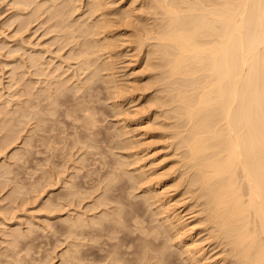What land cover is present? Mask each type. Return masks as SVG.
I'll return each mask as SVG.
<instances>
[{"label": "bare ground", "instance_id": "obj_1", "mask_svg": "<svg viewBox=\"0 0 264 264\" xmlns=\"http://www.w3.org/2000/svg\"><path fill=\"white\" fill-rule=\"evenodd\" d=\"M3 1H5L6 4L10 5L13 8V12L4 17L2 21L4 25L14 24L13 22H16V25L22 24L23 27L25 28L26 25L24 26L23 23L25 22L28 23L29 21V24H30L31 21H35V20L37 21V19L39 20L38 22L40 23H45V22L49 23V25L48 26L46 25V26L50 28L53 27V29H50V30L55 33L54 36H57L61 40L60 42L65 41L67 43H71L69 51H68V58H71L74 61V62L71 61L72 66L76 65L75 68H77L80 73L88 72L90 70L93 72L97 70H101V71L105 70L103 72H100V73L98 72V73L99 74L102 73L103 75L104 73H106V78H104L105 79L104 82L107 85L108 91L110 90L109 93H111L113 97L115 98L117 97V99L120 101L119 103H124V100H127L129 98L127 94L129 92H127V90H124V87H123L124 83L121 84L122 81H120L121 82L120 83L117 78L119 76L115 75L116 73L115 67H117L116 62L120 58L119 56H122L121 55L122 50L120 49V46L125 45V42H127L126 46L132 47V44H133L134 45L133 47L138 48L139 54L141 55L140 58L146 64L147 69L150 70L149 75L151 71L155 72V73H151L152 76L151 75L149 76L148 79L150 80V82L147 80L148 82L145 83L146 87L144 86L143 88L141 89L139 88V89L145 92L150 87L151 89H154L152 88V86L153 87L155 86V89L153 92L151 91L149 94L147 93V96L149 97V99H148V102L147 100L146 102L151 107L152 105H154L157 108L156 109L157 112L155 111V107H154L155 114L153 112L155 119L156 117L161 116L160 118L159 117L158 118L160 120L161 119L164 120V121H161L162 125L158 123V125H160L159 129L161 128V126L163 127L160 129L163 131V132L161 131V133L162 134L164 133V135L166 136V137L164 136L165 138L167 139L169 138L168 139L169 142L166 141L167 143H169L168 144L169 146L168 145L167 146L169 149L172 148L171 149L172 152H169V154L172 153L171 155L173 157H176L175 164L178 162L177 167L175 166L174 170H172L173 174L175 173L174 174L175 176L172 177L169 175L172 178L166 179L167 172H164L166 173L164 174L162 172H159L156 168L157 160H155L156 157L154 158L155 154H153V151L152 150L144 151L146 148H144L143 145H148V144H143L145 142L141 143L142 140L138 138L140 143L143 145L138 144L137 146L138 147L142 146L143 148L136 147V144L139 141L137 142L136 138H135L136 140L132 139L131 133L133 134V131L127 128V125H126V128L130 130V131L127 130L126 132L127 133L131 131L132 132L130 134H126L128 136L131 135L130 136L131 138L127 136V138L125 139V135L123 134L124 135L123 140H126V141L124 142V146H122V149L123 151L125 150L126 152L127 148L128 150L129 148H134L132 149L133 151L130 149L129 151L130 152L132 151V152L126 153L125 157L130 156V159H132V164L130 167H133L134 165H136L132 169L136 171L135 173L134 172L130 173L126 171V174L129 173L130 182L132 181V184H136L134 185V187H136L137 185L139 187H142V190H141L142 193L139 192L140 194H142L143 196L142 198H144V201L146 200L148 202L150 208L154 205L153 212L160 216V220H161L160 226H162L164 228V231L166 232H164L163 228L161 229L160 226L158 227L162 230V232L158 231L160 229H157L155 231L161 232V237L163 238V241L164 239H167L168 237L170 239H173L176 243L174 244L177 246L172 244L174 245L172 247H176V248L179 247V250L181 249L183 251V252L182 251H179V252L182 254L183 253L186 254L185 255L186 258L183 257V259H186L185 262H183L184 260H181L183 262V263L181 262L182 264H218L221 260L223 261L226 260V262L228 263L230 262V264H264V0H0V2H3ZM23 27L22 29H24ZM16 28H18V25ZM50 30L48 32H50ZM16 31L18 30L16 29ZM128 35H132V36L134 35L135 38H132V39L130 38L132 40L130 41ZM125 36L126 37L128 36V38H126ZM82 39H85V40H82ZM131 42H132L131 46L130 44L128 45V43H131ZM47 49L45 48V50ZM33 51H36V50H33ZM43 51L42 49L41 51L39 50V52H43ZM49 51L48 53H50ZM26 54L28 56V60H29L28 62H31V65L30 64L29 65L34 66L35 67L34 69L35 70L37 69L38 72L39 70H44L45 68H48L45 66L44 68L43 65L41 66L42 63L40 62V60L44 59L43 58L44 54L42 55V57L38 54V52L36 54L35 53L28 54V51H27ZM61 55L60 57L64 58V56H61ZM50 59L54 60V58H51V57ZM26 63L25 65H27ZM46 63H48L47 59H46ZM71 63H70V66H71ZM22 65H23V62H22ZM52 67L55 68L57 67V65L52 66ZM59 68L62 71V68L61 67ZM59 68L57 70H59ZM71 69H74V68H71ZM53 71L54 70H52V72ZM34 72L36 73L37 71H34ZM79 72L77 74L80 75ZM40 73H44V72H40ZM90 73L92 72H89V74ZM153 74H155L156 78L154 79L152 78V81H151L150 78L154 77ZM31 75H33V73ZM91 75L92 74H90L89 76L90 79L88 80H91V77L94 76V75L92 76ZM39 76L43 77L40 74ZM44 78L41 79L42 82ZM59 80L61 81V79ZM86 82H88V85H91L89 81L86 80ZM124 82L126 83V85L128 84L127 81H124ZM57 83L58 82H56V80H54L53 82L50 80L48 84L46 83L47 84L46 87L50 89L52 84L58 85ZM30 84L32 85V83ZM17 85L18 84L16 83V86ZM61 85L62 84H60V86ZM92 85H91V88H93ZM13 86H14V83H13ZM34 86H35V83H34ZM74 86L72 87L73 88L77 87V86L75 87ZM79 87L81 86H78V89H80ZM18 88L20 87L18 86ZM38 88L40 91V87ZM55 88H58V87L55 86ZM135 89L137 91H140L138 90L137 87H135L133 93H135L136 91ZM93 90L95 89L93 88ZM15 91L17 92L18 90L15 89ZM67 91L69 92V88H67ZM141 91L139 93H143ZM24 92H26L28 96L27 98L24 99V101H22L24 104L20 105L19 108L15 109V110H18V113L16 112V114H18L17 118L26 117V116L31 117V118H36V122H37L36 127H38L37 126L38 121L40 123L42 120H45V124H47L46 121L48 122V120H46L47 117L45 115L54 114L57 108L56 95L52 96L53 94H49V93L47 94L43 91L44 92L42 95L43 97L34 100L35 98H37L36 96H38V94L36 95L38 91L34 93V92H31L25 89ZM56 92H59V91H56ZM41 93L42 92L40 91V94ZM63 94H66V93H63ZM76 95L77 94H75V96ZM137 96L138 95L136 94V98ZM86 98H87V94H86ZM109 98H112V97H109ZM131 98L130 100L133 101L135 97L133 99ZM8 99L9 98H7V100ZM68 100L66 102L67 104L70 103ZM73 101H75V99ZM80 101L81 100L77 102L80 103L81 105L82 102L87 101V100H84V101L82 100V102ZM16 103H18L17 100L15 101V104ZM60 104H62V102H60ZM115 104H117L116 101L114 105ZM73 105H76V104H73ZM114 105H113V108H114ZM61 106H64V105H61ZM121 106L119 105V108ZM86 107H87V104L85 108L83 109H87ZM14 108L16 107L14 106ZM80 108H82V106ZM75 109L76 108L71 109L70 107V110L72 111H74ZM59 111L57 112L60 113ZM85 111L84 113H87ZM119 111L120 113H118ZM121 111H122V108L121 110L118 109L117 114L122 115ZM80 112H79L80 115L78 114L79 117L81 116ZM0 113L2 114V112ZM58 113L55 114L56 118H60L61 114L64 116L62 112L61 114H59V117H58ZM4 114L6 115V113ZM67 114H68V117H70L69 116L70 114L68 112ZM91 118L93 119V117ZM13 120H11V122ZM29 120L32 121V119H29ZM53 120H57V119L54 118ZM58 120L61 121L62 118ZM160 120L157 122H160ZM11 122L9 123V125L11 124ZM34 122L35 121H33V123ZM50 122L52 121L50 120ZM82 123L80 125L78 124L77 126L84 127ZM86 123L87 121L84 124ZM92 124L94 123H90V125ZM42 125L40 123L41 127ZM2 126L4 125H1V127ZM47 126H49V124ZM47 126L45 125L44 127L47 128ZM50 126L53 128V125H50ZM88 127H90L89 124H88ZM123 127L124 128H122V130H125L126 128L124 125ZM52 128H51L50 134L53 132ZM93 129L95 130V127H93ZM47 130L49 131V129ZM47 130L45 129V131ZM82 130L83 129H81L80 133L78 131H76L75 133L76 134L79 133L80 135L83 136V139H84L87 134L85 133V137H84L83 135L84 133L82 134ZM85 131L86 129L84 130V132ZM158 132L160 134V131ZM38 133L39 132L37 131L36 136ZM57 133L58 132L54 134H57ZM94 133L95 131L92 134ZM41 134L42 133H40V135ZM159 134L156 133L155 136ZM61 135H63V133ZM45 136L49 137L46 134ZM45 136L41 138V140L44 139ZM87 136L90 138L89 135ZM37 137L36 138L32 137V139H30V143L33 141V139H36V140L39 139ZM50 137L47 138L46 140L47 142L49 141L48 139H50ZM77 137L79 138V136ZM51 139L49 142H51ZM99 139H97V142L96 141L95 142L98 143ZM103 139L105 138H102V140ZM87 141H88L87 139L85 140V142L83 140L84 143H86ZM92 142H94L93 139H92ZM95 142L93 143L94 145H95ZM35 143L32 145L35 146ZM44 143L46 142L44 141ZM89 143H90V139H89ZM89 143L87 142L88 145ZM51 144L52 143H50L49 145ZM32 145L31 147H33ZM36 145H39L38 142L36 143ZM49 145H46L44 150L48 151L53 144L50 147ZM106 145L109 146V144H106ZM112 145H111V148H112ZM47 146H48V149H46ZM31 147H30V150H32ZM119 147H121V145H119L118 148ZM123 147L126 149H124ZM108 148L110 150V147ZM119 149L122 152V149L121 148ZM30 150L29 152H31ZM35 153L37 152L35 151ZM17 154H20V153H17ZM55 155H56V152H55ZM119 156H122V155L119 154ZM112 159L114 161L113 167L116 166L115 164L116 161H117L116 163H118L119 160L121 161V159L117 160L115 158L116 161L114 160V158ZM130 159L129 157L127 158V160H130ZM120 161L118 164H120ZM122 162L124 161L122 160ZM133 163L135 164L133 165ZM122 166L124 167V163ZM127 168L129 169V167ZM128 169L123 168V171L125 172V170H128ZM120 170L121 169L117 171H120ZM130 171H131V168H130ZM172 171L168 173L170 174ZM164 175H166V177ZM120 176L121 175L119 172L113 171V174L110 177H108V179L112 181L117 178L119 179ZM99 178L96 179L98 181H95V182H98V183H95L96 185L101 184L99 183L100 182ZM123 183H126V182H123ZM120 184L123 187V184L122 183ZM175 184L177 185L173 186ZM68 185L71 186V183H68L67 186ZM76 186L73 187V191L76 190ZM130 186L132 188V185ZM171 186L176 187V190L179 192V193H175L176 195L181 196V194L184 195L185 193H187L190 196L189 198H191L192 201H194L195 203H197V205L200 206L198 207L199 208L198 212L196 211V213L198 214L193 213L192 210L189 211L190 214L188 213V211H186L188 214L184 212L183 214L181 211L184 209L180 211L179 205L177 206L178 200L174 198L176 195L171 194L170 192L168 193V189L170 190L171 188L169 187ZM177 186L182 187L181 189L182 191L179 188H177ZM120 187L118 185V188L117 187L114 188L116 189V191L119 189L117 193L115 194L119 195L121 193L120 192L118 194V192L122 190V189L120 190ZM126 187H123V189L124 188L127 189ZM96 188H98V185L97 187H95V189ZM68 189H72V188H68ZM108 189H109V186L106 185L104 187L103 193H101V191L103 190H100V193L102 195L100 196V199H98L99 200L98 202H100V205L98 204L99 206H101L102 202L105 203L107 200L108 201L114 200V196L106 194V190ZM75 192L74 194L76 195L77 192L76 193ZM130 192L133 197L134 193L132 194V190ZM67 193H68L67 194L68 196L69 192ZM80 193H81V190H80ZM121 195L120 197H126L128 199L127 196H123V193ZM185 196L187 197V195ZM116 197L119 198V196H116ZM95 199L97 200V197H95ZM120 201H122V199H120ZM120 201L118 203L121 204ZM124 202H125L124 204H126V207H128L127 201H124ZM147 202H145L146 206H147ZM190 202L189 204L188 203L187 204L190 205ZM128 203L130 204L132 202H128ZM137 203L139 202H136V204L134 205L137 206L138 205ZM134 205L130 207H133ZM188 205L186 207H189ZM102 206H105V205H102ZM123 207L125 210V205ZM138 207H135V208L133 207V208H130L128 210L126 209V210L129 212V210L132 209L136 214H139V212L137 213L138 210L140 211ZM186 207H185V210L190 209ZM134 209H136V211ZM103 210L104 209H102V212ZM102 212L101 214H99V217H101L104 214V213L102 214ZM109 214H111V211L110 213L105 214L107 215L106 216L107 218ZM113 214L111 216H113ZM185 214H187V216H185ZM131 215L132 214H130L129 218H131ZM77 216L78 215H76L75 218L72 217V218L66 219L67 224H68L67 231H69L70 233L74 231L76 228H79L78 226H80L82 221H86V220H82L80 217H77ZM152 216L154 219V220L152 219V222L156 221L155 219L156 216L155 215H152ZM99 217L97 219L103 220L101 219L102 217L101 218ZM132 217H134V215ZM94 219H95L96 224L97 222L99 225L101 224L100 227L103 225V221L104 222L106 221V220H103L100 223L99 221H97L96 217ZM109 219H112V217L108 218V220ZM115 219L116 218H114L112 221H114ZM117 219H119V217H117ZM116 221L117 220L114 221V224H116V227H117L118 223H115ZM63 222L65 221L63 220ZM93 222L94 221H92V223ZM136 223L138 222L136 221ZM156 223L155 225H159L158 223L157 224ZM194 224L195 225L197 224V225L195 226ZM82 225L83 224H81V227ZM84 225H85V222H84ZM136 227L138 226L136 225ZM141 227L139 226V229L137 228L136 229L140 230L142 229ZM144 227L146 226L144 225ZM158 227L156 226V228ZM111 228L113 229V225H111ZM105 229H106V226H105ZM105 229L103 228L104 231H106ZM146 229L147 228L142 229V231ZM78 230L76 231L80 233L83 231L81 228ZM116 231H118L117 228H116ZM203 231H205L204 234L206 235V236L204 235V237L212 238V240L210 241H212V244L213 243L215 244L214 246L211 244L213 246L211 248V245L209 243L210 248L208 249L212 251L213 248L221 245V247H219L220 248L219 251H221L222 255L220 257L218 256V260L215 259L217 256H215V258L212 259V256L214 257V255L208 254L210 250H207L206 248H204L203 246L204 244L203 245L201 244L200 240H202V238L195 237L196 234L199 235L198 233H201ZM147 232L148 231H146V233ZM152 232L150 233L151 235H152ZM66 233L68 234V232ZM80 233L78 235H80ZM163 233L168 234V236L166 235L167 238H164L165 235ZM72 234H74V232H72ZM104 234L106 235V233ZM141 234L145 236L143 232ZM11 235H13V232ZM162 235H164V237ZM158 237L160 236L158 235ZM144 238H145V241L149 240L146 237ZM144 238L140 237V240L141 239L144 240ZM169 238L167 239V241L168 240L170 241ZM75 240L77 239H74L73 244H75V242L77 243V241ZM142 240H141V243H144L145 241L143 242ZM163 241H161V244ZM203 241L204 239L202 240V242ZM9 242L11 241L9 240ZM152 243L153 242L149 244L148 242L150 246L149 249L151 248V246L158 245V243L153 244V245ZM145 244L146 242L144 243L143 246H145ZM168 244L169 243L166 244L167 247H168ZM77 245L76 247H78ZM162 245L158 250H161L163 248ZM71 246H74L75 251H73L74 249ZM71 246H70V250L73 252L72 254H70L71 252L70 251L69 254L68 252H62L61 255L64 258L63 253H67L66 255L68 256L66 255L65 256L67 257L68 260H71V263H72L73 262L72 260L75 261V259L79 260L82 258H80L81 254L80 256L78 255L79 252L81 253V250L79 252H76V250L78 249L75 247V245H71ZM159 246H157V248ZM111 248L113 247L111 246ZM152 248L155 249V247H152ZM114 251H117V250L115 249ZM219 251L216 252V255L217 253H220ZM169 252H167L168 255H169ZM109 253L111 252L109 251ZM121 253L123 252H120L118 256L120 255L122 256L124 254V253L123 254ZM167 253L165 254L164 251L163 252L160 251V253L157 252V254L160 255V256H157L159 260L158 259H157L158 261L154 260V261H157L156 263L155 262L154 263L155 264H175L176 261L174 263L172 262L174 260L169 261L171 260L170 259L171 254L170 256H168ZM83 254L82 256H84ZM152 254H156V252ZM112 255H115V254H112ZM108 256L110 257L109 254ZM108 256H105V258ZM85 257H87V255ZM135 257L133 258V260H135ZM149 257H150V254H149ZM168 257H170L169 260H168ZM101 258H104V257H101ZM118 258L121 259L122 257H118ZM106 259L108 260V258ZM137 259H138V256H137ZM137 259L135 260L136 262L138 263L143 262V259H142V262H141V259H138V260ZM121 260H118V261H121ZM128 260H131V259L128 258ZM133 260H131L132 262L128 261V264H131V263L134 264ZM95 262L97 261H94L93 263ZM107 263L110 264V262H107ZM119 264H121V262Z\"/></svg>", "mask_w": 264, "mask_h": 264}, {"label": "rangeland", "instance_id": "obj_2", "mask_svg": "<svg viewBox=\"0 0 264 264\" xmlns=\"http://www.w3.org/2000/svg\"><path fill=\"white\" fill-rule=\"evenodd\" d=\"M3 2H0V32H1L0 33V112H2V114L0 113V116H1L0 123L2 122L0 124V264H74V263L75 264H88V263L89 264H106L107 262H110V264H112V263L113 264H119L120 262H121V264H128V261L133 260V258L135 256H136L135 260L137 259V256H138V259H141V262L143 259V262L138 263L135 260H133L134 264H147V263L148 264H152V263L155 264L159 260L157 258V256H160L159 254H157V252L160 253V251L161 252L164 251V253L166 254L167 252H169V250H170L169 255L167 253L168 256H170V254H171V256H170L171 258L168 257V260H169V258L171 259L169 261L174 260L172 262L174 263L176 261L178 264H182L183 262H185L186 259H183V257H185L186 254L180 253L179 251H182V250L181 249L179 250V247L178 248L172 247L176 243L173 239H170L169 237L168 238L170 239V241L169 240L167 241V239H168L167 233H165V234L163 233L165 235V237H164V235H162V236L164 238H167V239H164V241H163V238L161 237V232H162L161 229L163 227L160 226V221H161L160 216L153 212V210H154L153 206L154 205L153 206L151 205L152 206L151 208L149 207L148 202L146 200L144 201V198H142L143 197L142 194H140V193H142L141 192L142 187H139L138 185L136 187H134V185H136V184H132V181L130 182V179H129V173L126 174V171L130 172V173L136 172L135 170H132L136 166V165H134L135 163H133V165H134L133 167H130L132 164V159H130V156L125 157V154L131 153L133 151L132 149H134V148H129V150L130 149L132 150L131 152L128 150V148L126 149L123 147L124 149H126L129 152H127V151L125 152V150L123 151V149H122V146H124V142L126 141V140H123L124 135H125V139H126L128 136L126 134H130L133 131V134L131 133L132 136L130 135L133 140L137 139V142H138L140 139V140H142L141 143L145 142L143 144H148V145H143L139 141L136 144V147H138L137 146L138 144L143 145L144 148H146L144 151L152 150L153 154H155L154 158L156 157L155 160H157L156 161L157 170L159 172H162V173L167 172V174L164 173L167 175V177H166V175H164L166 177V179H169V178H172L175 176L174 175L175 173L173 174L172 170H174L175 166L177 167L178 162L175 164V162H176L175 158L176 157H173L171 155L172 153L169 154V152H172L171 151L172 148L170 147L171 149H169L168 148L169 143L166 142V141L169 142V140H168L169 138L168 139L165 138L166 136L164 135V133L162 134L161 133L162 130H160L163 127L161 126V128L159 129L160 125H158V123L161 124V121H164V120L159 119L161 116H158L159 118L156 117V119H155L153 112L155 114V111L157 112V110H156L157 108L154 105H152V107H153L152 108L147 103L148 99H149V97L147 96V93L149 94L151 91L153 92L155 89V86L154 87L152 86V88H154V89H151V87H150V88H148V90L146 89L147 91H145V92L140 90L144 86L146 87L145 83H147L148 81L150 82V80L148 79L149 76L151 75V73H155V72L151 71V73L149 75L150 70L147 69L146 64L140 58L141 55L139 54L138 48L133 47L134 45L132 44V42L128 43V45L130 44V46L132 44V47L126 46L127 42H125V45L120 46V49L122 50L121 51L122 56H119L120 57V58L118 57L119 59L117 58L118 61L116 62L117 67H115L116 68L115 75L119 76L117 78H118L119 82L122 81V83L120 82L121 84L124 83L123 84L124 90H127V92H129L131 94L127 93L129 98L127 100H124V103H119L120 101L117 99V97L115 98V97H113V95L111 93H109L110 90L108 91L107 85L104 82V80H105L104 78H106V73H104V75L102 73L99 74L100 72H103L105 70H103V71L97 70L94 72L91 70L90 71L87 70L88 72H82L83 74L80 73L79 70L77 68H75L76 65L72 66L71 61L72 62H74V61L71 58H68V51H69L71 43H67L65 41H63L64 43L60 42L61 40L57 36H54L55 33L50 30V29H53V27H51V28L47 27L49 25V23H47V22L40 23V22H38L39 20L37 19V21L35 20L36 22L31 21L30 24H29V21H28V23L27 22L23 23L24 26L26 25L25 28L23 27L22 24H20V25L17 24L18 28H16L17 27L16 22H13L14 24L4 25L2 23L4 17L7 16L8 14H11L13 12V8L10 5L6 4L5 1H3ZM5 4H6V6H5ZM39 19H41V18H39ZM22 27L24 29H22ZM16 29L19 32L16 31ZM49 30H50V32H48ZM52 32H53V34H52ZM128 36H129V39L135 38L134 35H133L134 37L132 35H128ZM128 36L127 37L125 36V37L128 38ZM131 39H130V41H132ZM82 40H85V39H82ZM45 48L46 49L48 48V49L45 50ZM41 49H42V51L44 49V51L39 52V50L41 51ZM33 50H36V51H33ZM27 51H28V54H31V53L36 54L38 52V54L41 57L44 54L43 55L44 59L41 58L43 60H40V62L42 63L41 66L43 65V67L45 66L48 68L44 67L46 70L45 69L39 70V72H38L37 69L36 70L34 69L35 68L34 66H30L31 62H28L29 60H28V56L26 54ZM29 51H30V53H29ZM48 51L50 53H48ZM48 55H49V57H48ZM60 55L64 56V58L60 57ZM50 57L54 58V60L50 59ZM65 58L66 59L68 58V59L66 60ZM46 59H47L48 63H46ZM20 61H21V63H20ZM26 61H27V63H26ZM22 62H23V65H22ZM50 62H51V64H50ZM25 63L27 65H25ZM70 63H71V66H70ZM49 64H50V66H49ZM67 64H68V66H67ZM56 65H57V67H55L56 68V70H55V68L52 66H56ZM31 67H33V68H31ZM59 67L62 68V71L60 70ZM58 68H59V70H57ZM71 68H74V69H71ZM52 70H54L55 72L53 71L54 72L53 73ZM63 70H65V71H63ZM74 70H76V71H74ZM34 71H37V72L35 73ZM40 72H44V73H40ZM58 72H60V73L63 72V73L60 74ZM78 72L80 73V75L77 74ZM89 72H92L90 74L94 75V76L91 75L92 76L91 80H88V79H90ZM95 72H97V73H95ZM32 73H33V75H31ZM39 74L42 75L43 77L39 76ZM55 74L56 75L58 74L57 77ZM50 75H52V76H50ZM58 76H59V78H58ZM100 76H101V78H100ZM103 76H105V77H103ZM153 76L154 77L150 78L151 81H152V78L153 79L156 78L155 74H153ZM13 77H14V79H13ZM46 77H47V79H46ZM42 78H44L43 82L41 80ZM53 79L56 80V82H58L57 83L58 85L52 84L51 88L49 89L46 86L50 80L53 82L54 81ZM59 79H61V81ZM28 80H30V81H28ZM86 80L89 81V83L91 85L93 83L92 87L95 90H93V88H91V85H88V82H86ZM123 80L127 81V83L130 86L128 84L126 85V83ZM29 82L32 83V85ZM103 82H104L105 86H104ZM13 83H14V86H13ZM16 83L18 84L17 86H16ZM34 83H35V86H34ZM60 84H62V85L60 86ZM74 85L77 87H75ZM18 86L20 88H18ZM37 86L40 87V91L42 92L41 94H40L39 88ZM55 86H57L59 89L55 88ZM72 86H74L75 88H73ZM78 86H81V87H79L80 89H78ZM24 87L26 90H29V91L34 92V93H36L38 91L36 93V95L38 94V96H40V97L36 96L37 98H35L34 100H36L38 98H42L43 97L42 95L44 92L47 94L48 93L53 94L52 96L56 95V97H57V103H56L57 108L55 111L56 113L54 112V114L45 115L47 117L46 120H48V122L46 121L47 124H45V120H42L40 122L41 125L43 124L44 126L45 125L47 126L49 124V126H47V128L44 127L43 125L41 127L39 121L37 124L38 127H36V123H37L36 118H31L28 116L17 118L18 114H16V112L18 113V110H15V109L19 108L20 105H23L24 103L22 101H24V99L27 98V96H28V94L26 92H24V90H25ZM60 87H62V88H60ZM135 87H137L138 90H140L143 93H139L140 91H137L136 89H135L136 90L135 93H133ZM42 88H44V89H42ZM67 88H69V92L67 91ZM15 89H17L18 91L16 92ZM19 89H20V91H19ZM51 89H53V90H51ZM143 90H145V89H143ZM50 91L53 93H51ZM56 91H59L61 94L59 92H56ZM87 91H89V92H87ZM107 91H108V93H107ZM63 93H66V94H63ZM74 93L77 95L75 96ZM86 94H87V98H86ZM136 94L138 95L137 98H136ZM59 96H60V98H59ZM77 97H78V99H77ZM109 97H112L115 100H113L112 98H109ZM7 98H9V99L7 100ZM84 98H86V99H84ZM130 98L131 99L134 98L133 101L130 100ZM74 99H75V101H73ZM16 100L18 103L15 104ZM67 100L70 102L69 104L66 103ZM79 100H81L80 102H82V100L83 101L87 100V101L82 102L80 105V103H78ZM146 100H147V102H146ZM115 101L118 104V105L115 104L116 106L114 105ZM60 102H62V104H60ZM75 102H77V103H75ZM112 102H113V104H112ZM65 104H66V106H65ZM73 104H76V105H73ZM83 104H84V106H83ZM86 104H87V107H86L87 109H83V108H85ZM121 104H122V106H121ZM61 105H64L66 108L64 106H61ZM71 105H73L75 107H73ZM113 105H114V108H113ZM119 105L121 106L120 108H119ZM14 106L16 108H14ZM79 106L80 107L82 106V108H80ZM70 107H71V109L76 108L77 110L75 109L76 111L75 110L72 111V110H70ZM89 107H90V109H89ZM154 107H155V111H154ZM58 108H60V109H58ZM121 108H122V111H121L122 115H119V114H117V112H118V109L121 110ZM85 110H87V111H85ZM57 111H59L60 113H58ZM78 111L81 113L80 117H79L80 114ZM84 111L87 113L89 111V113L88 114L84 113ZM10 112H11V114H10ZM62 112H63L64 116L61 114ZM67 112L70 114L69 115L70 117H68ZM92 112H94V113H92ZM4 113H6V115ZM57 113H58V117H59V114H61L60 118H62V120L64 119L63 121L61 120L62 122L60 120H58L60 118H56L55 114H57ZM90 113L93 115H91ZM118 113H120V111ZM3 114H4V116H3ZM82 114H84V115H82ZM89 115H91V116H89ZM12 116H13L14 120H13ZM49 116H51V117H49ZM82 116H83V118H82ZM91 117H93V119ZM54 118L57 120H53ZM69 118H70V120H69ZM124 118H125V120H124ZM29 119H32V121ZM95 119H97V120H95ZM158 119L160 120V122H157V121H159ZM11 120H13L15 122H13V121L11 122ZM50 120L53 123L50 122ZM33 121H35V122L33 123ZM86 121H87V123L84 124ZM96 121H98V122H96ZM10 122H11V124L9 125ZM65 122H67V123H65ZM68 122H69V124H68ZM80 122L81 123L83 122L82 125H84V127L77 126L78 124L79 125L81 124ZM60 123H61V125H60ZM90 123H94L95 125L94 124L90 125ZM123 123H125V124H123ZM55 124H57V125H55ZM88 124L90 127H88ZM1 125H4V126L1 127ZM50 125H53V128ZM123 125L125 126V128L127 125V128H129L132 131L127 133L126 131L127 130L130 131L129 129L126 128L125 130H122V128H124ZM92 126L95 127V130L93 129ZM51 128L53 129L52 130L53 132L50 134ZM54 128H56V129H54ZM32 129H33V131H32ZM45 129L46 130L49 129V131L48 130L45 131ZM81 129H83L82 134L84 133L83 134L84 137H85V133H86L87 135L90 136V138L86 135V137L83 139V136L79 134ZM85 129H86V131L84 132ZM35 130H37L39 132L37 134V136H39V137L36 136L37 131H35ZM55 130H57V131H55ZM59 130H60V132H59ZM76 131H78L79 133L76 134L75 133ZM94 131H95V133L92 134ZM158 131H160V134H162V135H160ZM56 132H58V133L54 134ZM40 133H42V134L40 135ZM62 133H63V135H61ZM96 133L98 136L96 135ZM156 133H158L159 135L155 136ZM33 134H34V136H33ZM45 134L49 137L51 135L53 136V137L52 136L50 137V139L52 138L51 142H49L50 139H48L49 140L48 142L46 141L47 138H49V137H46ZM121 134L122 135L124 134V135L122 136ZM56 135H58L59 137ZM44 136H45V138L41 140V138H43ZM77 136H79V138ZM130 136H128V137H130ZM160 136H161V138H160ZM32 137L33 138L37 137L39 139H37V140L33 139V141L31 140L32 142L30 143V139H32ZM87 137L90 139L91 144L89 143V139ZM26 138H27V140H26ZM96 138L97 139L100 138L98 143H96L97 142ZM102 138H105V139L102 140ZM79 139H80V141H79ZM86 139L88 140L87 142L89 143V145L87 144V142L84 143ZM92 139L94 140V142L96 141L95 145L93 144L94 142H92ZM83 140H84V142H83ZM118 140H120V141H118ZM39 141H40V143H39ZM44 141L46 143H44ZM35 142L36 143L38 142L39 145H36ZM109 142H111V143H109ZM34 143H35L36 147L32 145ZM50 143H52L53 145L52 144H51L52 146L49 145ZM45 144L49 145V147L51 146L50 149L48 150L50 153L47 150H44L45 146H46ZM106 144H109V146ZM114 144H116V145H114ZM31 145L33 147H31ZM111 145H112V148L114 146L113 149L111 148ZM119 145H121V147H119V148L122 149V152L118 148ZM38 146L41 148H39ZM91 146H93V147H91ZM107 146L110 147V150ZM30 147L32 150H30ZM138 148H143V147L140 146ZM28 149L31 152H29ZM38 149L40 151L42 149L43 150L40 153V151ZM46 149H48V146L46 147ZM107 150H109V151H107ZM21 151H22V153H21ZM35 151L37 153H35ZM43 151H45V152H43ZM55 152H56V155H55ZM111 152H113V153H111ZM17 153H20V154H17ZM119 154L122 156H119ZM114 155H115V157H114ZM49 157H50V159H49ZM128 157L130 160H127ZM112 158H114L115 161H116V159L117 160L121 159V161L119 160L121 165L118 164L119 161H118V163H116L117 161L115 162V164H116L115 167H117V165H118V167L120 166L121 168L120 167L119 168L113 167L114 161ZM122 160L124 162H122ZM128 161H129V163H128ZM123 163H124V167L122 166ZM127 167H129V169ZM123 168L128 169V170H125V172H124ZM130 168H131L132 172L130 171ZM119 169H121V170L117 171ZM113 171L120 173V175H121L119 177L120 180L118 178L114 179L112 181L108 179V177H110L113 174ZM170 171H172L171 172L172 174L168 173ZM93 172H95L97 174H95ZM90 175L91 176L93 175V176L91 177ZM169 175L172 177H170ZM97 178H99V181H100L99 183H101V184H97L98 188L95 189V187H97V185L95 183H98V182H95V181H98V180H96ZM124 178H126V179H124ZM126 180L128 181V183ZM123 182H126V183H123ZM68 183H71V186L68 185L69 186L68 187L67 186ZM120 183L123 184V187L127 186L126 187L127 189H125V188L123 189V187ZM106 185L109 186V189L106 190V194L114 196V200H109V201L107 200L108 202L107 201L105 203L102 202L101 206H99L100 202H98L99 201L98 199H100V196L102 195L101 193L104 192V187ZM118 185H119V187L121 185L120 190L122 189L121 191L118 192V194L121 192L119 195L115 194V193H117V191L119 189L117 191H116V189H114L116 187L118 188ZM130 185H132V188ZM176 185L177 184H175L173 186H176ZM75 186H76V190L78 188L77 191L75 190L77 193L75 191H73V187H75ZM102 187H103V189H102ZM68 188H72V189H68ZM135 188H137V189H135ZM169 188H171V189L170 190L168 189V193L170 192L171 194H174V195H176L175 193H179L176 190V187L171 186ZM177 188H179L180 190L182 189V187H178V186H177ZM80 190H81V193H80ZM100 190H103V191H101V193H100ZM131 190H132V194L134 193L133 197H132L131 192H130ZM66 191L69 192L70 196L69 195L67 196L68 193ZM78 191H79V193H78ZM114 191H116V192H114ZM74 192L76 193V195L74 194ZM99 193H100V195H99ZM122 193H123V196H127L128 199L126 197H120V195ZM127 194H129V195H127ZM73 195H75V196H73ZM185 195H187V197ZM64 196L67 198H65ZM98 196H99V198H98ZM116 196H119V198L122 199V201H120V199ZM95 197H97V200L95 199ZM189 197L190 196L187 193H185L184 195L181 194V196L176 195L174 198L179 201V202L177 201V206L179 205L180 211L182 209H184L181 211L182 213L183 212L187 213L186 211H188V213L190 214V212H189L190 210H192L193 213H196V211L198 212V210H199L198 207H200V206L197 205V203H195L194 201H192V199ZM94 200H95V202H94ZM190 200H191V202H190ZM119 201L121 202V204L118 203ZM124 201H127V206L129 208L126 207V204H124L125 203ZM128 202H132V203L129 204ZM136 202H139V203H137L139 205V207H138V205L137 206L134 205V204H136ZM143 202L144 203L147 202L148 207L146 206V203L144 204ZM189 202H190V205L192 204L191 207H190V205H188ZM185 203L186 204L188 203L187 205L189 207H186L187 205ZM119 204H120V206H119ZM131 204L134 205L133 206L134 208L138 207L140 209V211L139 210L137 211V213L139 212V214H136L132 209L129 210V212L127 211L128 209L133 208V207H130V206H132ZM102 205H105L106 207L102 206ZM124 205H125V210L123 207ZM185 207L190 208V209L185 210ZM138 208H136V209H138ZM102 209H104L103 212H102ZM136 209H134V210L136 211ZM105 210L106 211L108 210L107 213H110V211H111V214H109L110 216L108 215V218L112 217V219L108 220V218L106 217L107 215H105V214H107ZM151 210H152V212H151ZM130 211L133 213H131ZM101 212H102V214L104 213L102 216L100 215L102 218L99 217V214H101ZM127 213H129V214H127ZM112 214H113V216H111ZM130 214H132L131 218H129ZM187 214H185V216H187ZM196 214H198V213H196ZM76 215H78L77 217H80L82 220H86V221L88 220V221L87 222L82 221V223H81V224H83L82 227L80 224V226H78L79 228H76L74 231H72V232H74V234H72V232L70 233L69 231H67V225L68 224H67L66 219L72 218V217L75 218ZM104 215H105V217H104ZM133 215H134V217H132ZM152 215L156 216V218H155L156 221L152 222V219H153ZM91 216H92V218H91ZM64 217H65V219H64ZM95 217H96V219L99 217L103 220H106L105 221L106 223H105L103 220L97 219V221H99L100 223L103 221L104 226L102 225L100 227L101 224L99 225L97 221H96L97 222V224H96L95 219H94ZM117 217H119V219H117ZM114 218H116L115 220H117L115 222V223H118L117 227H116V224H114L115 220L112 221ZM63 220L65 222H63ZM91 220L94 222L92 223ZM120 220L122 223L120 222ZM109 221L110 222L112 221L113 223L111 222L112 223L111 224ZM136 221L138 223H136ZM84 222H85V225H84ZM156 222L159 225H155ZM110 224L113 225V229H115V230H113L111 228ZM136 225L138 227H136ZM144 225L146 227H144ZM151 225H153V226H151ZM105 226H106V229H105ZM139 226L140 227L142 226L141 227L142 229H145V228H147V229L143 230V231H142V229L137 230V229H139ZM156 226L157 227L160 226L161 229L159 227L156 228ZM150 227H152V228L155 227V228H153L154 229L153 230ZM80 228L83 230L81 233L76 231ZM103 228L107 232L104 231ZM116 228L118 231H116ZM149 228L152 230H150ZM157 229H160L158 231H161V232L155 231ZM146 231H148V232L146 233ZM154 231H155V233H154ZM163 231H164V228H163ZM12 232H13V235H11ZM66 232H68L69 235ZM83 232H85L86 234ZM142 232L144 233V235L146 233V235H148V236H146V235L143 236V234H141ZM151 232H152V235L155 234L157 236V238L155 235L152 236L150 234ZM164 232H166V231H164ZM76 233H77V235H76ZM79 233H80V235H78ZM104 233H106L107 236ZM157 233L160 237H158ZM204 233H205V231L198 233L199 235L196 234L195 237H197V238L201 237L202 240L204 239L203 242H202V240H200L201 244L202 245L204 244L203 245L204 248H206L207 250H210L208 248H210V245L212 244V241H210V240H212V238L209 237L210 238L209 239L208 237L207 238L204 237V235H205ZM140 237L141 238L146 237L149 239V240L146 239L147 241H145V238H144V240L141 239L143 242L144 241L146 242L145 246H143L145 242L141 243ZM153 237H155V238H153ZM13 239H14V241H13ZM74 239H77V240H75V241H77V243L75 242V244H73ZM78 239H79V241H78ZM9 240L11 242H9ZM71 240H73V241H71ZM165 240H166V242H165ZM150 241L153 242L152 245L158 243V245L151 246V248L155 247V249L152 248L153 250L151 248L149 249V247H150L149 244H151ZM161 241H163L162 244L164 242L166 244L169 243L168 247L166 246L165 243L163 244L164 245L163 246L161 244ZM148 242H149V244H148ZM80 243H81V245H80ZM170 243H171V245H170ZM209 243H210V245H209ZM70 244L75 245V247L78 244L77 246L79 248L76 247L78 249V250H76V252H79L81 250V253L80 252H79V254L77 253L79 256L81 254L80 258H82V259H79L80 261L78 259H75V261L72 260L73 262L71 263V260H68L66 257V256H68V255H66L67 253H63L64 258L66 257L65 259L61 255L62 252H68V254H69V252L71 251L70 250V246H71ZM159 244H160V246H159ZM172 244H174V245H172ZM146 245H148V246H146ZM161 245L163 248L161 250H158L161 247ZM212 245L214 246L215 244L213 243ZM212 245H211V248L213 247ZM111 246L113 248H111ZM157 246H159V247L157 248ZM175 246H177V245H175ZM67 247L69 248V250ZM71 247L74 249V250L73 249L72 250L75 251L74 246H71ZM219 247H221V245L216 246L215 247L216 249L213 248L212 251L210 250L209 251L210 253L208 252V254L214 255V257L212 256V259H214L215 256H217L215 259L218 260V256L220 257L222 255L221 251H219L220 250ZM115 249L117 251H114ZM66 250H68V251H66ZM118 250L120 252H123L124 254L121 253L123 255L118 256L120 254V252ZM109 251L111 253L113 251L112 254H115V255H112L111 253H109ZM218 251L220 253H217V255H216V252H218ZM154 252H156V254H152ZM72 253L73 252L71 251L70 254H72ZM107 253L110 255V257L108 256ZM116 253H117V255H116ZM144 253L146 256L144 255ZM82 254L84 256H82ZM142 254H143V256H142ZM149 254H150V257H149ZM86 255H87V257H85ZM105 256H108V257H106V258H108V260L105 258ZM101 257H104V258H101ZM118 257H122L121 258L122 260ZM125 258L127 260H128V258L131 260L127 261ZM100 259L101 260L105 259V260L101 261ZM114 259H116V260H114ZM118 260H121V261H118ZM124 260H126V261H124ZM146 260H147V262H146ZM154 260H157V261H154ZM181 260H184V261L182 262ZM94 261H97V262L93 263ZM114 261H115V263H114ZM224 261L221 260L218 264H230V262L228 263V262H226V260H224ZM131 262H129V263H131ZM176 262H175V264H177ZM107 264H109V263H107Z\"/></svg>", "mask_w": 264, "mask_h": 264}]
</instances>
